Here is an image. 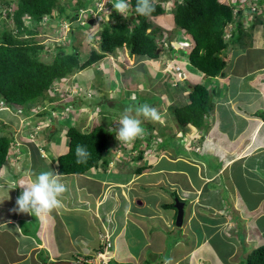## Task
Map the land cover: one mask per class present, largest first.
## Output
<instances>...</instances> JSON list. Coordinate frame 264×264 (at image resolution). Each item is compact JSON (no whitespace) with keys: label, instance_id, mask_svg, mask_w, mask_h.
I'll return each instance as SVG.
<instances>
[{"label":"crops","instance_id":"obj_1","mask_svg":"<svg viewBox=\"0 0 264 264\" xmlns=\"http://www.w3.org/2000/svg\"><path fill=\"white\" fill-rule=\"evenodd\" d=\"M169 16L171 18L166 15L164 17L167 19L160 20L163 23L158 21L163 25L161 33L166 36L163 39L165 51L158 59H153L155 62L166 59L164 71L161 68L156 71L157 82L153 80L155 74L150 73L151 84L140 83L141 76L143 78L145 74L135 67H141L142 63L146 64L149 59L141 62L143 59L140 57L127 55L135 59L132 68L135 70L134 76L139 77L137 83L140 84L136 87L137 83H130L122 88L123 90H152L154 96L157 83H161L164 78V84L160 87L168 86L171 97L179 88L182 90V94L172 103L175 106L182 100L187 101L189 90L197 83L207 87V83L219 81L228 87L231 78L236 76L237 83L239 80L245 82L246 79V87L241 84L238 86V93L231 92L223 103L224 106H219V103L215 104L213 101V108L205 117L204 128L179 126L170 113L169 103L166 113L158 110L165 122L162 123L161 120L160 125H157L159 121L151 122L150 127L158 138L156 141L145 142L147 147L138 148L136 140L127 143L130 148L127 144L119 143L114 130L112 134L115 139L111 141L110 151L113 155H109L107 165L103 167L99 164L91 168V173L88 170L82 174H61L58 170V156L68 151L66 135L53 139V135L48 134L50 130L47 131V128H50V125L46 122V126L39 129L37 136V124L32 125L31 121L28 124V115L15 114L17 117H13V123L18 120V125L14 127L18 139L11 144L7 160L0 168V199H3V203H0V264H52L57 260L75 261L78 258L93 256L105 245H108L107 250L104 248V253L109 256V264H164L165 259H171L172 264H206L204 252L207 251H210L211 255L206 257L211 258L214 264H233L220 257L225 255L229 259H235L239 252L236 244L242 246V256L245 246H249L256 237L261 238L263 233L256 219L264 213V196L259 198L255 210L250 206L249 199L261 196L259 192L263 187H247L244 191L238 183L246 172L259 173L264 178V173L260 170V162L264 159V31H261L263 21L255 18L254 21H248L247 26L244 23L243 27L245 33L251 32L248 45H255V56L263 63L254 66L249 72L234 73L233 66L228 61L230 49L227 48V63L223 74L210 77L192 68L187 59H177L173 48L182 47L188 51L193 42L190 35L183 30L180 29L182 33L174 31L175 25L170 23L172 14ZM161 33L159 36H162ZM169 43L174 47L169 48ZM236 43L231 41L229 46ZM123 50L116 56L108 55L106 59H110L106 63L118 64L117 59H122ZM136 63L138 65H135ZM176 64L184 80L181 87L176 85L179 88L173 86L172 82L168 85L175 73L173 69ZM98 70L101 71L102 67ZM76 76L78 75L74 74L64 80L60 87H73L72 91H75ZM205 81L207 83H204ZM98 90L95 91L96 94L103 92L101 88ZM51 93L52 91H49L50 96ZM213 95L215 96V92ZM39 103L46 104L47 108L54 112L56 105L52 104L53 100L44 98ZM227 105L228 107H225ZM90 107L92 108L91 105L83 107L82 112ZM222 109L230 113L232 119L224 115L220 117ZM2 111L10 113L6 108ZM15 112L16 110L10 114ZM99 114L105 116L102 112ZM1 116H5V119ZM1 116L0 120L4 121L1 125L6 128L5 121L11 122L13 118L9 114ZM113 118H118L117 114ZM224 120H231L232 126L222 129ZM235 120L242 126L240 132H236ZM109 122L110 120L106 124L110 126ZM171 123L178 125L181 131L175 133ZM40 125H43L42 122H39L38 126ZM27 129L31 130L28 135ZM180 133L183 134L181 147L185 148V152L178 154V150L170 147L172 142L168 139L171 136L178 138L175 135ZM22 144L26 150L21 149L25 148L20 147ZM28 149H35L38 154L32 150L27 156ZM38 164L48 167V171L61 174L67 189L62 196L63 206L41 217L13 211L16 198L22 191L19 185L32 179V174H37L35 168ZM70 176L82 177L84 181L78 179L76 186L73 180H69ZM10 185L16 187L11 188ZM174 198L184 202L183 221L179 227L175 225ZM150 203H154V206ZM249 249L250 252L252 248ZM43 253L45 257H39Z\"/></svg>","mask_w":264,"mask_h":264},{"label":"trees","instance_id":"obj_2","mask_svg":"<svg viewBox=\"0 0 264 264\" xmlns=\"http://www.w3.org/2000/svg\"><path fill=\"white\" fill-rule=\"evenodd\" d=\"M93 1L76 0L70 13L65 12L66 5L63 0H2L0 2L6 8L3 9L5 12L0 10V16L5 13L14 24V30L11 31L0 28V99L7 107L18 109L34 101L43 100L48 91H52L51 94L55 96L60 92L64 80L104 60L108 55H113L119 48L127 49L128 56L135 55L143 60L158 59L165 51L164 42L159 45L161 42L156 40L158 27L156 29L153 27L155 23L151 17L166 16L167 0H152L155 10L149 16L137 14L136 0H130L127 18L114 16L112 21L99 18L103 23L97 48H93L85 60L80 61L76 46L71 52H63L60 45L53 46L52 52H54L50 61L42 60L41 53L44 50L49 52L50 49L44 47L34 36L39 33L38 28L43 19L48 17L54 18L55 21L64 19L72 22L78 19L81 9L93 6ZM12 3L15 4L14 9L7 10ZM172 4V19L175 27L189 34L193 42L192 47L185 52L187 62L206 76L215 77L223 74L227 63L225 51L229 43L240 40L239 35H243V21L239 10L234 12V5L220 0H173ZM70 27L72 29L73 25L71 24ZM237 32L239 35L236 34ZM226 33H229L228 39ZM168 47L172 48L173 45L169 43ZM67 83L69 84L68 81ZM92 90L91 88L87 92ZM213 92L204 84L197 83L189 90L187 101L182 100L175 106L171 104L170 113L177 124L179 126L191 124L196 128H204L205 117L213 108ZM67 98L64 100L66 101ZM93 104L97 105L92 103V106ZM63 108L68 109L64 106ZM42 113L39 111L37 115L43 116ZM113 135L106 123L96 124L86 131L69 125L66 131L68 151L58 156L59 172L82 174L99 164L103 167L107 165L108 159L104 157L109 150V142L114 138ZM13 142V136L0 133V168L6 162L8 150ZM77 144L86 146L90 153L85 163L76 162ZM244 264H264V244L253 248L246 255Z\"/></svg>","mask_w":264,"mask_h":264},{"label":"rangeland","instance_id":"obj_3","mask_svg":"<svg viewBox=\"0 0 264 264\" xmlns=\"http://www.w3.org/2000/svg\"><path fill=\"white\" fill-rule=\"evenodd\" d=\"M2 0H0L1 2ZM76 0H63V3L66 5V13H70L72 10V6L75 3ZM226 2H230L233 3L235 6L237 4V6L239 8H241V10H243V19H244V23L247 26V22L250 20H258L259 18L263 21L262 23V28L261 31H264V0H223ZM234 1V2H233ZM115 3V1H113ZM173 2V0H167L165 6H166V15L168 17L171 18V16H169L170 14H172V9H173V4H171ZM15 4L12 3V5L7 8V10H13ZM246 6V7H245ZM6 9L3 5H1L0 3V10H2L3 12H5L4 10ZM102 15H100V18L103 17L104 20L107 21H112L113 17L115 16H121L120 13L116 12L112 6L111 9V15L108 16L106 14V12H102ZM251 15V17H250ZM127 16V14H126ZM85 18V14H80L79 16V20H73L72 22L67 21L62 19L61 21H55L54 18H44V23H42V25H44V27H39V33L35 34L34 38L39 41L41 44H43L44 47H48L50 49L49 52H45V50L41 53V58L42 60L45 61H50L53 57V46L55 45H60L61 46V50L63 52H71L73 47L76 46V48L78 49V53H79V58L80 61L82 62L83 60H85L89 54L90 51L94 48H97V42H98V38H99V33L102 27V23L103 21L101 19L98 18H91L92 19V23L88 24V20L82 24V22H80L81 20H83ZM125 18V17H124ZM164 19H167V17H151V19H153L155 25H153V27L156 29L158 27V29H156V40L162 44L163 39L165 36V34L163 33L162 36L159 34L160 32V28L163 27V25L159 24L158 21L161 23ZM162 19V21H160ZM169 19V18H168ZM246 19V22H245ZM165 21V20H164ZM173 22V19H172ZM170 21L171 24H174V22L172 23ZM49 23V24H47ZM163 23V22H162ZM71 24L73 25V28L71 29ZM55 25V26H54ZM0 28H6L8 30H14V24L11 20L10 17H7L5 15V13H3L2 16H0ZM174 31L180 32V29H177L176 27L173 28ZM71 30H74V32H71ZM162 30V29H161ZM237 35H239V33H236ZM251 34V32H244L243 31V35L240 34V40L236 41L237 43L234 45H231L227 48H229L230 50L228 51L230 53V55H228V57L230 59H228L229 64L233 66L234 69V73H239V72H249L254 66H257L259 63H263L261 61V59H258V57L255 56L256 52L254 50L255 45L254 46H250L248 45V36ZM181 35V34H180ZM229 33L226 34V38H228ZM250 40V39H249ZM245 41V42H244ZM187 43V42H186ZM188 44V43H187ZM263 46V45H261ZM174 47V46H173ZM264 47V46H263ZM60 50V51H61ZM173 50H175L176 57L179 60H183V59H187L186 58V50L185 48H177L174 47ZM57 51V49H56ZM122 51V48L117 49L115 51V53L113 55H111L110 57L116 56L117 53H120ZM226 53H227V49H226ZM128 51L127 49L123 50V55L121 56L122 59H117V63L115 62V65L113 64H109L106 63L110 57L108 59H106V57L104 58V62H97L92 64L91 66L83 69L82 71H80L79 74H75L78 75L76 76V90H73V87H66V89H62L60 87V92L58 94H56L55 96L52 94L53 97L50 96L49 91L47 92L46 95V100H49L50 98H52L51 100H53L52 104L56 105V108L54 110V112H51L48 108L46 104L43 103H49V101H43V103H39L42 102V100H37L34 101L33 103H29L21 108H19L20 112L22 115H28L29 118L26 121L28 124L30 123V121L32 122L31 124H37L39 121L42 122V126H37V128L35 127V130L37 129V136H38V132L39 129H41L42 127L46 126V122L50 125V128H47V131H49V135H53V139H58V137H63L66 135V132L64 130L67 131V128L69 125H74L76 127H78L80 130L82 131H86V130H90L94 125L96 124H103L105 125L106 122H108V120H110L109 124H110V131L111 133H114L115 129L112 128H118V123L116 122L120 116V114L123 112L124 108L129 106V105H138V104H143V103H147V104H152L156 107H158V110L162 113H166L167 108H168V104H172L175 103L174 100L176 99V97L178 95L182 94V90H179V86L177 85H181L184 84V80L181 78L180 76V70L178 67V64H176L175 68L173 69L175 71L174 75L171 76L172 80L168 82V85L172 82L173 86L175 85L176 88L178 87V91L174 95L171 97V93L169 91V87L166 86L168 88H161L160 85H162V83L164 84V78H162V82L157 83V87H155V91H156V95H152V90H150V92H140L137 89H130V88H126L125 90H123L122 88L127 87L130 83L131 85H134V82L137 83V81L139 80L138 76H134L135 75V70L132 68L134 67L135 63V59H132L131 57L129 58L128 56ZM264 56V52L262 54V57ZM108 57V56H107ZM169 57V56H168ZM125 58V59H123ZM129 58V59H126ZM171 57H169L170 59ZM166 59H161V61L159 62H155L153 61V59H149V61H146L147 63L145 64L144 60H140L141 62H144V64L142 63L141 67L136 66L135 69H140L142 71V73L145 74V76L139 80L140 83L144 82L143 84H151L150 82H152V80L149 78L150 77V73L155 74L153 80L154 82H157L156 80V71L161 68L162 71H164V67H166ZM100 66H99V65ZM102 64V65H101ZM165 64V65H164ZM135 65H138V63H136ZM188 65V63H187ZM99 67H102V70H98ZM143 67V69H142ZM190 69H192L190 66H188ZM108 68V69H106ZM231 68V67H230ZM115 70V71H114ZM163 73V72H160ZM159 73V74H160ZM200 73V72H199ZM233 73V76H235V74ZM161 75V74H160ZM133 76V79H132ZM140 76V75H139ZM160 78V77H159ZM204 81V80H203ZM236 79V76L231 78V82H230V86L227 87L226 84L220 83L218 82H212V83H207V81H205L204 83H207V87L209 91H213L215 92V96L213 97V101L216 102L215 104L219 103V106H224L223 103H225V101L227 100V97H229L231 92H237L238 93V86H240L241 84L243 85V87H246V79L245 82H242V80ZM140 83L135 84L136 87H138ZM100 86H97V85ZM69 85V84H68ZM123 85V86H122ZM73 86V85H71ZM210 86V87H209ZM213 86V87H211ZM91 87L94 88V90L92 91H88L90 90ZM102 88L103 92H98V94L95 93V91L98 90V88ZM119 88V89H118ZM175 87H171V89H176ZM213 88V89H212ZM86 89V90H85ZM100 91V90H98ZM73 93V94H72ZM60 94V96H59ZM70 94V95H69ZM94 94V95H92ZM71 96V98H70ZM67 98V100L65 101L64 99ZM173 99V100H172ZM240 99V97H239ZM55 100V101H54ZM176 101V100H175ZM92 103H97V105L92 106ZM99 103V104H98ZM254 103V102H253ZM256 103V102H255ZM39 104V105H38ZM149 104V105H150ZM33 105V106H31ZM46 105V106H45ZM62 105V106H59ZM91 105L92 108L90 107L85 109L84 112L83 111V107L89 106ZM160 105V106H159ZM6 104H0V107H5ZM30 106L32 108H30ZM43 106V107H41ZM45 106V107H44ZM64 107H67L68 109H64ZM9 109L8 111H10V113L12 111H15L14 108L8 106ZM225 107H228L225 106ZM30 108V109H29ZM45 108V110H44ZM48 109V110H47ZM94 109V110H93ZM42 111L43 116H39L37 115V112ZM99 112H103L105 113V116H101L99 114ZM8 112L5 111H0V116L1 115H10L11 118L13 117H17L16 112L14 114H10ZM118 116V118H113V116ZM15 115V116H14ZM164 115V114H162ZM161 115V116H162ZM221 115H224L228 118L232 119V115L230 113H228L225 109H222L220 112V117ZM165 116V115H164ZM4 117L5 116H1ZM142 119V126L145 129V134L138 138V140L136 139V141H138L137 143V147H146V145H144L145 142H150V141H156V138H158L155 135V131L150 127L151 126V122L149 120V122H147L148 120H145L141 117ZM3 120V119H2ZM0 120V132L9 136H15V141L18 139L16 136L17 132H16V128H14L15 126L18 125V120L14 121L13 123V119H11V122H7V127L4 128L2 127L3 125L2 121ZM8 120V119H6ZM162 120V118L159 120V123L157 122V125H160V121ZM9 121V120H8ZM170 121V120H169ZM165 122V119L162 120V123ZM225 124H221V128L222 129H228L229 127L232 126V121L231 120H224L223 121ZM154 123H156V121H154ZM236 123V132H240V129L242 128L240 122L237 120H235ZM169 124V123H168ZM6 125V124H4ZM36 126V125H35ZM170 126L173 128L174 132L177 133L178 131H181L180 127H178V125L175 126V123H171ZM51 127H56L55 130H52ZM44 129V128H43ZM42 129V130H43ZM31 130L27 129L26 130V135L30 134ZM32 133V132H31ZM65 133V134H64ZM147 133V135H146ZM231 134V133H230ZM113 135V134H112ZM146 135L147 138H145L146 140H144V136ZM114 136V135H113ZM178 138H173V136H171L168 140L169 142H172L170 145V147L174 148V150H178V154L184 153L185 152V148L181 147L183 145V134H177L175 135ZM223 137V136H222ZM67 138V136H66ZM68 139V138H67ZM115 139V138H114ZM223 139H226L225 137H223ZM151 144V143H150ZM122 148L124 147V145H120ZM20 147H25L22 145H20ZM108 149H109V153H106L105 155V159L109 158V155H113V152L111 151V142H109L108 145ZM127 147L130 148V145L127 144ZM22 150H26L27 148H21ZM32 150L34 151L33 153H37L35 149H28L27 153L29 156L32 152ZM38 154V153H37ZM263 154V153H262ZM264 157V155H263ZM38 160V159H37ZM27 163L28 161L25 160ZM260 170L262 171L261 173H264V159L261 160L260 162ZM102 165V164H101ZM100 165V166H101ZM38 168V169H37ZM35 172L37 174H39L42 171H48V167L38 164V166L35 168ZM92 172V169L89 170V173ZM244 178L240 179L238 185L241 187L242 190L246 191L247 187H257V186H261L263 187V189L259 192V194H261V196H255L253 198L249 199V204L250 206L253 207V210H255L257 208V204H259V198L262 197V195L264 196V178H262L263 176L260 175L259 173H255V172H246L245 175H243ZM80 180L83 182L84 180L82 179V177H75L73 178L72 176H70L69 180H73L75 182V185L77 186V180ZM214 186V184H213ZM246 193V192H245ZM94 204V202H93ZM152 206H154V203H150ZM104 208V206H103ZM34 216V215H33ZM204 216V215H203ZM209 216V215H208ZM34 219L32 218V221ZM257 224L259 225L261 231H262V235L261 238L256 237V239L254 241H252L250 243L249 246H245L244 247V253L241 256V252H242V246H240L239 244H236L235 246L237 247V250L239 251L238 254L236 255L235 259H229L228 257H226L225 255H222L220 258L221 259H227V261L229 263H233V264H244V260H245V255L249 253V248H256L260 245L264 244V213H262L261 215L258 216V219H256ZM22 226H26L23 223H21ZM217 240H219V238H216ZM140 240V239H139ZM138 241V243H140V241ZM260 244V245H259ZM258 245V246H257ZM256 246V247H255ZM231 247V246H230ZM230 247H227L228 249H230ZM220 252V251H219ZM207 256L211 255L210 251L204 252ZM223 253V252H222ZM205 255V263L206 264H214L211 258L206 257ZM45 257V254L43 253L41 256L39 257ZM55 262V261H54ZM49 264V263H47ZM55 264V263H52Z\"/></svg>","mask_w":264,"mask_h":264},{"label":"clouds","instance_id":"obj_4","mask_svg":"<svg viewBox=\"0 0 264 264\" xmlns=\"http://www.w3.org/2000/svg\"><path fill=\"white\" fill-rule=\"evenodd\" d=\"M220 1L234 5L230 2H226L223 0ZM112 6L116 12L120 13L121 16L127 18L126 13L130 8V0H115V3L112 0ZM154 10L155 9L152 0H136L135 12L137 14L142 16H149ZM238 10L241 13V20L243 21V10H241V8H239L237 5H234V12ZM110 15L111 13L108 14V16ZM0 101L2 100L0 99ZM2 102L4 103V101ZM4 108H6L7 110L9 109V107L7 106L0 107V111H2ZM15 110L16 114L21 113L19 111V108ZM141 117L145 120L150 121H159L161 119L158 109L147 103L129 105L125 107L123 112L120 114L118 120L116 121L119 126L115 129V136L119 143H131L145 134V129L142 126ZM39 122L37 123L36 127L39 125ZM143 151L146 154V151ZM75 156L76 162L78 164L85 163L90 157V153L88 152L86 146L77 144L75 148ZM10 186L11 188L16 187L14 185ZM19 187L22 189V191L16 198L15 208L13 209V211H17L19 213H28L34 215L35 217L47 216L54 210L61 208L63 206L62 196L67 190L66 185L62 182L61 174L52 170L42 171L39 174H32V179H30L27 183H21ZM0 203H3V199H0ZM104 248H100L98 251L95 252L93 256L89 258H78L77 260L72 262H82L87 264H105V262L102 261L104 259L103 257H105L107 259L106 264H109V256L104 253V251L107 250L108 247H106L105 250ZM98 253H103V257L99 256ZM164 264H172L171 259H165Z\"/></svg>","mask_w":264,"mask_h":264},{"label":"built area","instance_id":"obj_5","mask_svg":"<svg viewBox=\"0 0 264 264\" xmlns=\"http://www.w3.org/2000/svg\"><path fill=\"white\" fill-rule=\"evenodd\" d=\"M111 9H112V0H94L93 1V6L90 5L88 8L86 9H81L80 10V14H85V18L83 20H81L80 22L85 23L87 20L91 19V18H100V15H102V12H106V14H110L111 13ZM78 15V19L79 20V16ZM42 23H44V19L42 21ZM49 24V23H47ZM55 26V25H54ZM41 27H44V25L41 24ZM0 104H3L2 101H0ZM108 247V245H105V248ZM99 256L103 257V253H98ZM104 259L102 260L103 262H105L106 264V258L103 257ZM92 262V260H91Z\"/></svg>","mask_w":264,"mask_h":264},{"label":"water","instance_id":"obj_6","mask_svg":"<svg viewBox=\"0 0 264 264\" xmlns=\"http://www.w3.org/2000/svg\"><path fill=\"white\" fill-rule=\"evenodd\" d=\"M131 18H133V15H131ZM89 24L92 23V19L88 21ZM174 207L176 208V218H175V225L181 226L183 221V215H184V202L179 200L178 198H174ZM55 264H87L82 262H72L68 260H57L55 261Z\"/></svg>","mask_w":264,"mask_h":264}]
</instances>
